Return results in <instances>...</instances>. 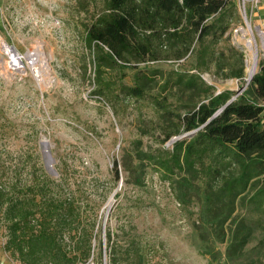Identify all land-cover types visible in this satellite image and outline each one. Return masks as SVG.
<instances>
[{
  "label": "rangeland",
  "instance_id": "obj_1",
  "mask_svg": "<svg viewBox=\"0 0 264 264\" xmlns=\"http://www.w3.org/2000/svg\"><path fill=\"white\" fill-rule=\"evenodd\" d=\"M238 5L237 0L221 47L243 57V77L201 74L217 90L234 95L248 84L249 58L241 31L234 29L250 27L259 46L255 72L264 63L256 36L262 27L247 5L245 22ZM101 6V0H0V183L45 175L55 182L65 179V192L79 187L86 224L96 221L94 254L84 264H264V217L236 204L229 216L217 210L214 218L205 208L203 183L183 187L157 169L154 158L189 134L165 139L174 128L171 121L149 100L121 91V84L133 85L134 62L103 67L98 74L96 48L85 43L84 33ZM12 49L20 60L11 59ZM191 61L138 66L182 69ZM105 84L109 96L102 92ZM147 91L159 95L160 88L154 83ZM170 101L177 113L178 97ZM222 205L216 198L214 209ZM242 222L254 229L244 246L235 238ZM5 240L0 224V264H21L4 251Z\"/></svg>",
  "mask_w": 264,
  "mask_h": 264
},
{
  "label": "trees",
  "instance_id": "obj_2",
  "mask_svg": "<svg viewBox=\"0 0 264 264\" xmlns=\"http://www.w3.org/2000/svg\"><path fill=\"white\" fill-rule=\"evenodd\" d=\"M101 2L84 33L85 43L96 48L98 74L103 67L134 62L133 85L121 84V91L149 100L164 121H171L174 128L165 139L195 130L154 158L157 169L183 187L203 183L205 208L214 218L217 210L229 216L236 204L264 217V63H258L249 83L225 107L234 93L217 90L201 77L204 72L218 79L243 77V57H233L232 47L227 52L221 47L237 0ZM188 57L192 61L181 64L182 69L138 66ZM154 83L159 95L148 94ZM102 90L111 95L110 86ZM173 96L180 102L177 113L171 109ZM113 172L118 179L117 162ZM43 176L31 175L25 182L15 176L0 183L3 249L21 264H84L95 250V218L86 224L79 187L65 192V179ZM216 198L223 200L219 209L213 206ZM253 232L250 224L240 223L236 242L246 245Z\"/></svg>",
  "mask_w": 264,
  "mask_h": 264
},
{
  "label": "bare ground",
  "instance_id": "obj_3",
  "mask_svg": "<svg viewBox=\"0 0 264 264\" xmlns=\"http://www.w3.org/2000/svg\"><path fill=\"white\" fill-rule=\"evenodd\" d=\"M240 36L245 40L246 51L249 53V58L245 65V76L248 81L254 75L256 69L257 51L259 46L256 43L255 34L249 26L241 31ZM256 36H258L261 41V48L264 47V32H261L257 28ZM10 52H12V58L17 57V54L13 49L10 50ZM29 55L35 58L37 56L35 53H29Z\"/></svg>",
  "mask_w": 264,
  "mask_h": 264
},
{
  "label": "built area",
  "instance_id": "obj_4",
  "mask_svg": "<svg viewBox=\"0 0 264 264\" xmlns=\"http://www.w3.org/2000/svg\"><path fill=\"white\" fill-rule=\"evenodd\" d=\"M260 0H238V6H239V10L241 12V14L244 16V21L246 22V16H247V11H246V5L249 6V14L253 15V13L255 12V10L257 9L258 5H259ZM57 25H60L59 21H56ZM260 29V28H258ZM262 29V30H261ZM260 30L262 32H264V28H261ZM242 31L243 27H239L234 29L235 32L237 31ZM11 59L13 61H15L14 59L20 60V57L17 55L16 58H12Z\"/></svg>",
  "mask_w": 264,
  "mask_h": 264
},
{
  "label": "crops",
  "instance_id": "obj_5",
  "mask_svg": "<svg viewBox=\"0 0 264 264\" xmlns=\"http://www.w3.org/2000/svg\"><path fill=\"white\" fill-rule=\"evenodd\" d=\"M256 21L260 24L262 28H264V0H260L259 5L255 12L253 13Z\"/></svg>",
  "mask_w": 264,
  "mask_h": 264
},
{
  "label": "water",
  "instance_id": "obj_6",
  "mask_svg": "<svg viewBox=\"0 0 264 264\" xmlns=\"http://www.w3.org/2000/svg\"><path fill=\"white\" fill-rule=\"evenodd\" d=\"M251 78H252V77H251ZM251 78L248 80V83H249V81L251 80ZM239 93H240V92L238 91L234 96H232V97H231V98L225 103V105H224L223 107H225L228 103H230V102L235 98V96H236L237 94H239ZM223 107H221L216 113H218L220 110H222ZM216 113H215V114H216ZM215 114H214V115H215ZM214 115H213V116H214ZM194 131H195V130H194ZM194 131L188 132L187 134H191V133H193ZM187 134H186V135H187Z\"/></svg>",
  "mask_w": 264,
  "mask_h": 264
}]
</instances>
